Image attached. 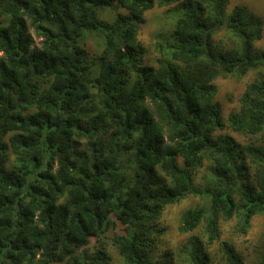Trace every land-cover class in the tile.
<instances>
[{"label": "trees", "instance_id": "16d2710c", "mask_svg": "<svg viewBox=\"0 0 264 264\" xmlns=\"http://www.w3.org/2000/svg\"><path fill=\"white\" fill-rule=\"evenodd\" d=\"M156 5L177 14L149 63L138 23ZM223 29L230 48L215 38ZM261 30L227 0H0V264H103V235L123 225L122 264H156L131 227L188 195L210 205L182 216L184 233L207 228L187 239L185 264H211L220 218L245 231L264 213ZM89 35L104 46L96 56ZM249 72L240 109L224 116L213 81ZM208 161L212 177L196 185ZM220 246L225 264H244Z\"/></svg>", "mask_w": 264, "mask_h": 264}, {"label": "rangeland", "instance_id": "374dc122", "mask_svg": "<svg viewBox=\"0 0 264 264\" xmlns=\"http://www.w3.org/2000/svg\"><path fill=\"white\" fill-rule=\"evenodd\" d=\"M235 7L242 9L245 16L253 17L261 22V36L256 41L258 48L264 49V0H227L228 11H232ZM171 8V7H170ZM169 6L156 5L147 10L143 14V21L138 23V39L145 47V60L153 63L159 56L156 50V44L161 38L169 33L172 28V21L176 18L175 12H168ZM123 12V8H120ZM112 9H104L101 16L112 21L115 15ZM172 16H171V15ZM229 32L223 29L215 35V38L230 48ZM86 49L93 55L100 54L104 46L97 38L89 35L83 42ZM34 45H41V38L35 37ZM255 72H249L242 78L231 75H220L213 83L216 85L215 102H217L224 116L237 111L241 107V97L243 96L246 86L255 77ZM233 135L241 142H249L254 140L253 137L240 135L228 128L220 131ZM210 162H205L203 166L197 168L193 172V180L197 185L205 184L212 177L209 169ZM210 201L207 197L196 195H188L180 201L168 204L160 209L158 215H148L144 220H140L131 229L137 231L142 239H145L149 247L148 251L152 255V260L156 264H185V243L192 234L205 236L206 222H202L200 226L193 232L184 233L180 230L181 219L185 211L196 207H209ZM238 219L236 217L226 219L220 218L218 229L220 231V239L214 240L209 246L211 252V264H225L226 258L220 246V241L225 240L233 244L244 260V264H258L264 255V213L255 214L245 231H240L238 227ZM122 227L116 226L110 228L103 235L104 241L102 246L105 247L107 254V262L103 264H122L121 256L113 245V238L116 230L122 231Z\"/></svg>", "mask_w": 264, "mask_h": 264}]
</instances>
